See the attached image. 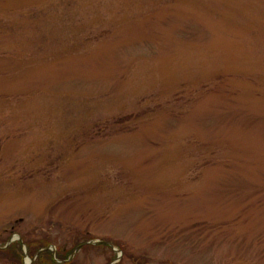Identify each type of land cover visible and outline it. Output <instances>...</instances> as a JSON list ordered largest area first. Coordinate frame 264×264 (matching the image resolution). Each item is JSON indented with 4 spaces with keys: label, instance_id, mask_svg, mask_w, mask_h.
I'll return each instance as SVG.
<instances>
[{
    "label": "rangeland",
    "instance_id": "obj_1",
    "mask_svg": "<svg viewBox=\"0 0 264 264\" xmlns=\"http://www.w3.org/2000/svg\"><path fill=\"white\" fill-rule=\"evenodd\" d=\"M0 264H264V0H0Z\"/></svg>",
    "mask_w": 264,
    "mask_h": 264
},
{
    "label": "trees",
    "instance_id": "obj_2",
    "mask_svg": "<svg viewBox=\"0 0 264 264\" xmlns=\"http://www.w3.org/2000/svg\"><path fill=\"white\" fill-rule=\"evenodd\" d=\"M23 243L21 242V243H18V246L20 247V248H22L23 249ZM79 245V244H78ZM77 245V246H78ZM46 245H43V246H40L36 251H38L39 249H42L43 247H45ZM8 249H12V248H8ZM31 250V249H30ZM63 254V255H62ZM54 255L55 254H53V251L52 250H50V249H44V250H42V252H40L39 253V255H38V257H54ZM56 257H58V258H64V257H66L65 256V254L64 253H58V254H56L55 255ZM55 261V260H54ZM53 261V262H54ZM56 262V261H55Z\"/></svg>",
    "mask_w": 264,
    "mask_h": 264
},
{
    "label": "bare ground",
    "instance_id": "obj_3",
    "mask_svg": "<svg viewBox=\"0 0 264 264\" xmlns=\"http://www.w3.org/2000/svg\"><path fill=\"white\" fill-rule=\"evenodd\" d=\"M30 260L29 259H26V262H29Z\"/></svg>",
    "mask_w": 264,
    "mask_h": 264
}]
</instances>
